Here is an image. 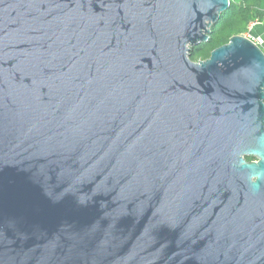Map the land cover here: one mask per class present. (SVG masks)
Returning a JSON list of instances; mask_svg holds the SVG:
<instances>
[{
	"label": "water",
	"instance_id": "1",
	"mask_svg": "<svg viewBox=\"0 0 264 264\" xmlns=\"http://www.w3.org/2000/svg\"><path fill=\"white\" fill-rule=\"evenodd\" d=\"M229 7L0 0V264H264V48L191 58Z\"/></svg>",
	"mask_w": 264,
	"mask_h": 264
},
{
	"label": "trees",
	"instance_id": "2",
	"mask_svg": "<svg viewBox=\"0 0 264 264\" xmlns=\"http://www.w3.org/2000/svg\"><path fill=\"white\" fill-rule=\"evenodd\" d=\"M251 22H264V0H230L229 9L212 27L210 39L192 50V60L209 58L212 50L229 42L232 36L247 33Z\"/></svg>",
	"mask_w": 264,
	"mask_h": 264
},
{
	"label": "crops",
	"instance_id": "3",
	"mask_svg": "<svg viewBox=\"0 0 264 264\" xmlns=\"http://www.w3.org/2000/svg\"><path fill=\"white\" fill-rule=\"evenodd\" d=\"M254 31H255V34H254ZM253 35H256V40L261 41V43L259 44H261V46L264 48V45H263L264 44V22L256 24V26L253 29Z\"/></svg>",
	"mask_w": 264,
	"mask_h": 264
},
{
	"label": "built area",
	"instance_id": "4",
	"mask_svg": "<svg viewBox=\"0 0 264 264\" xmlns=\"http://www.w3.org/2000/svg\"><path fill=\"white\" fill-rule=\"evenodd\" d=\"M257 23L258 22H251L249 25V31H252ZM249 31H248V36H249ZM249 37H251L253 40H255V38H253L252 36H249Z\"/></svg>",
	"mask_w": 264,
	"mask_h": 264
},
{
	"label": "rangeland",
	"instance_id": "5",
	"mask_svg": "<svg viewBox=\"0 0 264 264\" xmlns=\"http://www.w3.org/2000/svg\"><path fill=\"white\" fill-rule=\"evenodd\" d=\"M254 34H255V31H254ZM244 35V34H243ZM245 35H248V32L247 33H245ZM249 36H252L253 38H255V41L257 42L258 41V43H261V41H259V40H256V35H253V30L252 31H249ZM263 42V41H262ZM263 44V43H262ZM261 45V44H260ZM264 45V44H263Z\"/></svg>",
	"mask_w": 264,
	"mask_h": 264
}]
</instances>
